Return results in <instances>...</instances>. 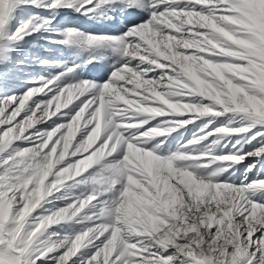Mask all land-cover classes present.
Returning a JSON list of instances; mask_svg holds the SVG:
<instances>
[{
    "label": "snow or ice",
    "instance_id": "snow-or-ice-1",
    "mask_svg": "<svg viewBox=\"0 0 264 264\" xmlns=\"http://www.w3.org/2000/svg\"><path fill=\"white\" fill-rule=\"evenodd\" d=\"M0 264H264V0H0Z\"/></svg>",
    "mask_w": 264,
    "mask_h": 264
},
{
    "label": "rangeland",
    "instance_id": "rangeland-1",
    "mask_svg": "<svg viewBox=\"0 0 264 264\" xmlns=\"http://www.w3.org/2000/svg\"><path fill=\"white\" fill-rule=\"evenodd\" d=\"M36 71L37 72H39V68L37 67L36 68ZM29 87H31V85H29ZM23 91V89H21V90H17V93L16 94H20V92H22ZM190 127H192V126H190ZM182 132H187V130H182ZM177 134H173V136H176ZM189 139H191V133L190 132H187V134L185 135V138H184V140H183V142L184 143H186ZM175 144L173 145V150H175Z\"/></svg>",
    "mask_w": 264,
    "mask_h": 264
}]
</instances>
